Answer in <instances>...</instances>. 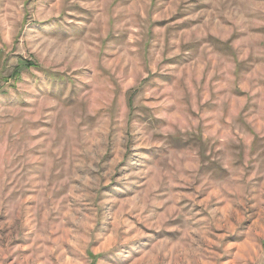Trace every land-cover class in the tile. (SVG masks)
Here are the masks:
<instances>
[{"label": "rangeland", "instance_id": "obj_1", "mask_svg": "<svg viewBox=\"0 0 264 264\" xmlns=\"http://www.w3.org/2000/svg\"><path fill=\"white\" fill-rule=\"evenodd\" d=\"M0 264H264V0H0Z\"/></svg>", "mask_w": 264, "mask_h": 264}]
</instances>
